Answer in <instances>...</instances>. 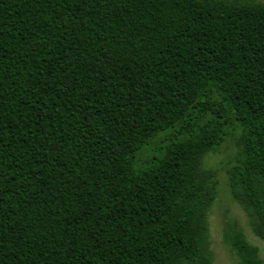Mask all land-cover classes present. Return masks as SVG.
Here are the masks:
<instances>
[{
  "label": "trees",
  "instance_id": "1",
  "mask_svg": "<svg viewBox=\"0 0 264 264\" xmlns=\"http://www.w3.org/2000/svg\"><path fill=\"white\" fill-rule=\"evenodd\" d=\"M231 136L264 239V2L0 0V264H212Z\"/></svg>",
  "mask_w": 264,
  "mask_h": 264
},
{
  "label": "rangeland",
  "instance_id": "2",
  "mask_svg": "<svg viewBox=\"0 0 264 264\" xmlns=\"http://www.w3.org/2000/svg\"><path fill=\"white\" fill-rule=\"evenodd\" d=\"M264 2V0H259ZM232 136L220 147L219 151L207 158V164L218 169L219 194L209 215L210 248L213 254L212 264H239L233 248L226 240V234L231 226L241 229L248 240L256 245L264 264V239L258 237L252 230L249 217L232 197L227 184V162L232 154Z\"/></svg>",
  "mask_w": 264,
  "mask_h": 264
}]
</instances>
